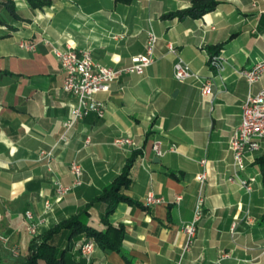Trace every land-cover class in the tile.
I'll return each mask as SVG.
<instances>
[{
    "label": "crops",
    "instance_id": "crops-1",
    "mask_svg": "<svg viewBox=\"0 0 264 264\" xmlns=\"http://www.w3.org/2000/svg\"><path fill=\"white\" fill-rule=\"evenodd\" d=\"M45 1L32 7L28 0H0V236L6 238L0 239V264L25 261L32 243L26 211L41 221V234L72 215L103 229L106 205L96 196L134 153L121 190L134 202H118L108 216L123 228L121 252L96 245L89 264H176L180 258L186 264H264V190L255 164L264 141L238 176L228 148L246 96L264 90V72L253 84L238 74L264 58V0H218L202 17L183 19L164 15L188 8L191 0ZM148 30L158 37L155 61L143 74H126L96 94L103 118L88 113L61 140L75 97L61 89L52 44L89 49L96 62L119 66L144 52ZM20 41L34 42L35 50L21 48ZM218 44L215 52L211 47ZM211 54L225 60L219 73ZM177 57L213 77L212 95L203 96L195 80L174 78ZM120 136L132 138L134 147L114 145ZM155 140L162 156L152 150ZM42 151L48 155L42 158ZM74 160L82 166V183L54 201L53 181L71 184ZM204 169L207 180L200 183L196 175ZM250 177L246 192L239 179ZM148 193L163 201L146 204ZM199 195L202 216L185 247L182 226L193 219ZM46 200L52 201L47 211ZM83 239L70 240L77 264H87L75 249Z\"/></svg>",
    "mask_w": 264,
    "mask_h": 264
},
{
    "label": "built area",
    "instance_id": "built-area-1",
    "mask_svg": "<svg viewBox=\"0 0 264 264\" xmlns=\"http://www.w3.org/2000/svg\"><path fill=\"white\" fill-rule=\"evenodd\" d=\"M158 43V37L152 30L146 32L145 50L143 53L134 54L130 57L128 64L119 66H109L96 62L89 49L72 50L61 49L52 44V52L57 58L60 68L63 72V81L61 89L75 97V103L72 105L69 115L63 121V133L61 140L67 137V131L70 130L77 122L83 120L88 113H94L97 118H103L105 114L104 105L95 100V95L100 92H108L113 82L120 79L126 74H143L144 70L155 61L154 51ZM21 48L27 50H35L34 42L20 41L18 44ZM168 50L171 53L176 52L174 44L167 42ZM209 62L215 67L217 72L224 69V58L218 54H211ZM264 72V58L256 61L251 67L238 70V74L246 79L249 84H253ZM173 76L179 82L187 80H195L200 84V91L203 96L212 95L214 91V79L210 76H204L198 72H193L189 66L180 58L174 63ZM264 141V90H260L255 94H248L243 102L240 121L234 128L229 140L228 148L232 153V168L235 176L238 172L246 168L247 156L249 154H259L261 151V143ZM85 143H89L86 140ZM118 147H134L135 143L132 138L120 136L113 142ZM152 150L156 156H162L165 150L162 149L161 142L155 140L152 143ZM172 150V148H170ZM48 153L41 152V157H46ZM201 164H205L206 160H200ZM48 169L50 166L48 164ZM69 171L73 175L71 184H63L58 180L53 181L54 201H58L75 187L81 185L82 166L74 160L70 163ZM196 179L200 183L207 180V170L204 169L196 175ZM253 178L239 179L240 186L250 192L252 189ZM180 196L176 197L179 201ZM162 197H156L152 193H148L145 198L146 204L160 203ZM204 198L199 195L196 199L195 212L193 219L186 222L182 226V231L187 237V244L194 239L197 230V222L202 216V206ZM52 206L51 200H46L43 204L45 211ZM25 230L30 236H35L39 232L41 221L37 219L30 211L25 212L24 219ZM4 242L6 238L0 236ZM96 243L92 239L82 240L76 245L79 255L90 263L92 253ZM186 249V248H185ZM14 250V249H13ZM176 264H186L181 258Z\"/></svg>",
    "mask_w": 264,
    "mask_h": 264
},
{
    "label": "trees",
    "instance_id": "trees-1",
    "mask_svg": "<svg viewBox=\"0 0 264 264\" xmlns=\"http://www.w3.org/2000/svg\"><path fill=\"white\" fill-rule=\"evenodd\" d=\"M28 1L32 7H42L48 3L45 0ZM115 1L129 3L131 0ZM217 4L218 0H191V5L188 8L167 13L164 17L200 18L205 13L212 11ZM222 45L218 44L211 48L216 52ZM135 155L136 153L129 157L119 176L96 196V200L102 201L106 205L104 215L101 217V223L104 225L103 229L88 224L82 219L81 215H72L43 232L40 241L34 246H30L28 258L20 264H77L72 254L73 244L70 240L73 236L78 235H84L85 239L83 240H94L96 245L103 249L109 248L121 252L119 244L122 239L123 228L119 224L110 223L108 216L118 202H134L130 197L124 195L121 190L129 182L128 172ZM255 164L259 167L264 190V152L255 159ZM75 249L78 251L77 248Z\"/></svg>",
    "mask_w": 264,
    "mask_h": 264
},
{
    "label": "rangeland",
    "instance_id": "rangeland-1",
    "mask_svg": "<svg viewBox=\"0 0 264 264\" xmlns=\"http://www.w3.org/2000/svg\"><path fill=\"white\" fill-rule=\"evenodd\" d=\"M31 239H32L31 245L34 246L35 244H37L40 241L41 233L38 232L35 236H31ZM29 255H30V250H28V254H27L25 260L28 258Z\"/></svg>",
    "mask_w": 264,
    "mask_h": 264
}]
</instances>
